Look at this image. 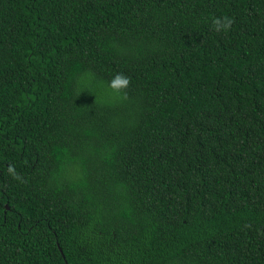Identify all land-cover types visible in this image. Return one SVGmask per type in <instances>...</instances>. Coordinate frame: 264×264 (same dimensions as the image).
<instances>
[{"label": "trees", "instance_id": "1", "mask_svg": "<svg viewBox=\"0 0 264 264\" xmlns=\"http://www.w3.org/2000/svg\"><path fill=\"white\" fill-rule=\"evenodd\" d=\"M0 264H264V0H0Z\"/></svg>", "mask_w": 264, "mask_h": 264}, {"label": "clouds", "instance_id": "2", "mask_svg": "<svg viewBox=\"0 0 264 264\" xmlns=\"http://www.w3.org/2000/svg\"><path fill=\"white\" fill-rule=\"evenodd\" d=\"M231 23L232 21L228 18H224L223 21H221L220 19H216L213 25L214 30L217 32L227 31L228 29H230ZM128 85H129V80L123 75H117L113 80V87L116 88L117 90L127 88Z\"/></svg>", "mask_w": 264, "mask_h": 264}]
</instances>
